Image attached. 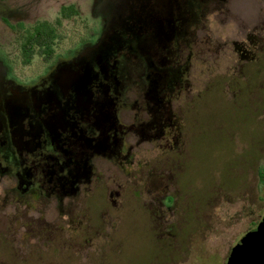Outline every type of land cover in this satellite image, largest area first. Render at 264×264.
Masks as SVG:
<instances>
[{"label": "flooded vegetation", "instance_id": "1", "mask_svg": "<svg viewBox=\"0 0 264 264\" xmlns=\"http://www.w3.org/2000/svg\"><path fill=\"white\" fill-rule=\"evenodd\" d=\"M43 1L0 0L9 45L0 47V203L15 218L52 205L59 218L86 219L91 228L80 234L89 243L109 234L101 225L126 187L134 201L142 187L151 202L171 198L152 192L169 186L172 154L184 143L174 102L186 85L184 50L203 0L196 8L189 0H88L91 24L84 20L74 41L60 27L75 22L77 4L59 5L48 19L39 18ZM36 27L55 33L48 52L35 44L28 50ZM131 170L129 185L122 175ZM92 199L101 201L94 213ZM78 203L79 212L65 210Z\"/></svg>", "mask_w": 264, "mask_h": 264}, {"label": "rangeland", "instance_id": "2", "mask_svg": "<svg viewBox=\"0 0 264 264\" xmlns=\"http://www.w3.org/2000/svg\"><path fill=\"white\" fill-rule=\"evenodd\" d=\"M67 2L80 15L64 22L60 34L74 41L84 20L91 24L88 0H44L38 13L52 19ZM202 10L184 50L186 85L174 102L184 143L172 154L169 186L152 192L170 195L169 201L151 202L144 187L141 201H134L126 187L101 225L109 234H94L89 243L90 235L80 234L91 228L86 219L59 218L52 205L15 218L1 202L0 264H223L264 213L258 176L264 168V0H209ZM0 47L9 51L2 22ZM135 172L122 175L127 184ZM89 205L94 213L101 201ZM74 208L79 212L83 203L65 210ZM90 219L98 224L97 216Z\"/></svg>", "mask_w": 264, "mask_h": 264}, {"label": "water", "instance_id": "3", "mask_svg": "<svg viewBox=\"0 0 264 264\" xmlns=\"http://www.w3.org/2000/svg\"><path fill=\"white\" fill-rule=\"evenodd\" d=\"M264 264V219L257 229L247 233L234 247L226 264Z\"/></svg>", "mask_w": 264, "mask_h": 264}, {"label": "trees", "instance_id": "4", "mask_svg": "<svg viewBox=\"0 0 264 264\" xmlns=\"http://www.w3.org/2000/svg\"><path fill=\"white\" fill-rule=\"evenodd\" d=\"M207 1L209 0H203L202 4ZM189 2L194 4L195 8L196 5L200 3V1L198 0H189ZM30 34H33V38L27 40L29 51L33 44L38 45L39 47H43L44 52H48L51 49L50 47H48V43L54 37L55 33L50 27H44L43 29L40 27H36L34 33H30ZM258 176L260 181L264 183V168H260L258 170Z\"/></svg>", "mask_w": 264, "mask_h": 264}]
</instances>
